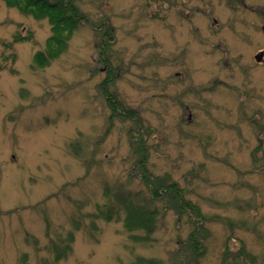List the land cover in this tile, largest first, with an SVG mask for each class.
<instances>
[{
  "label": "rangeland",
  "instance_id": "374dc122",
  "mask_svg": "<svg viewBox=\"0 0 264 264\" xmlns=\"http://www.w3.org/2000/svg\"><path fill=\"white\" fill-rule=\"evenodd\" d=\"M73 2L87 20L40 65L53 24L0 0V264L193 261V213L151 199L138 125L153 182L206 217L199 263L228 247L227 264H264V0ZM109 66L140 124L112 117ZM128 204L159 211L151 241L131 238ZM241 244L255 262L234 260Z\"/></svg>",
  "mask_w": 264,
  "mask_h": 264
},
{
  "label": "trees",
  "instance_id": "16d2710c",
  "mask_svg": "<svg viewBox=\"0 0 264 264\" xmlns=\"http://www.w3.org/2000/svg\"><path fill=\"white\" fill-rule=\"evenodd\" d=\"M9 6H18L22 11L27 14H32L36 18L44 19L49 18L51 24H53L52 36L48 39L47 45L48 49L46 51H41L36 53V61L41 65H46L53 58L63 52L67 48V40L71 36V33L77 28V26L82 22L86 21V15L80 11L79 7L73 0H6ZM111 29L107 26L104 31V37L110 35ZM112 33V32H111ZM20 36H16V40H22ZM110 40L109 43H112ZM108 42H104V48L107 49L109 46ZM111 46V45H110ZM105 55V54H104ZM113 69L108 67V77L101 83V87L105 92V95L109 101L110 107H112V117L114 115L130 117V120L136 121L137 124L141 123V117L136 116V110L126 108L122 106V103L110 93V86L112 80L115 78L113 74ZM109 95V96H108ZM138 132L141 135V141L137 142L136 151L139 153L140 160L139 163L142 164V175L146 181L147 188L149 190L150 197L153 201L170 202L169 208H177L180 213L186 212L187 209L191 210L194 217L195 225L193 232L187 237L186 245L184 249V254L191 256L193 261L190 260V264H201L199 263L200 258L205 254L206 247V237L208 231L205 229L204 223L205 215L201 212V209L197 205H194L190 201L184 198L182 190L179 188L178 184L174 181H170L168 178L157 179V182H153L152 176L145 169L144 162L147 161L148 152L146 151L144 142L146 139L143 131L142 125H138ZM166 182L168 184H166ZM165 202V203H166ZM127 216L124 219L125 226L131 233V238L136 241H151L152 236L157 228V221L159 218V211L155 209H146L142 207H136L134 205L126 206ZM109 217V216H108ZM232 225V222H229ZM206 230V231H204ZM230 249L226 247L225 254L223 256V264H227L230 260ZM238 254L234 257L237 261L239 258L249 259L255 262V256L245 249V245L241 244L238 249ZM192 261V262H191ZM187 263V264H189Z\"/></svg>",
  "mask_w": 264,
  "mask_h": 264
},
{
  "label": "water",
  "instance_id": "95a60500",
  "mask_svg": "<svg viewBox=\"0 0 264 264\" xmlns=\"http://www.w3.org/2000/svg\"><path fill=\"white\" fill-rule=\"evenodd\" d=\"M264 51H261L259 54L255 56L258 62H260L264 57H263Z\"/></svg>",
  "mask_w": 264,
  "mask_h": 264
},
{
  "label": "flooded vegetation",
  "instance_id": "af4514ba",
  "mask_svg": "<svg viewBox=\"0 0 264 264\" xmlns=\"http://www.w3.org/2000/svg\"><path fill=\"white\" fill-rule=\"evenodd\" d=\"M261 51H264V50H261ZM264 57V56H263ZM264 59V58H263ZM263 59L260 61V62H262L263 61Z\"/></svg>",
  "mask_w": 264,
  "mask_h": 264
}]
</instances>
